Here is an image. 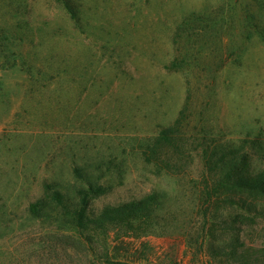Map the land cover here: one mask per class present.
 <instances>
[{
	"label": "rangeland",
	"instance_id": "374dc122",
	"mask_svg": "<svg viewBox=\"0 0 264 264\" xmlns=\"http://www.w3.org/2000/svg\"><path fill=\"white\" fill-rule=\"evenodd\" d=\"M71 1L79 24L60 0H0V264H218L201 235L204 174L231 149L236 174L264 176V0ZM181 112L176 146L153 153ZM48 185L64 204L35 215ZM149 193L145 234L75 225L83 206L92 217ZM241 194V247L263 248L264 197Z\"/></svg>",
	"mask_w": 264,
	"mask_h": 264
},
{
	"label": "trees",
	"instance_id": "16d2710c",
	"mask_svg": "<svg viewBox=\"0 0 264 264\" xmlns=\"http://www.w3.org/2000/svg\"><path fill=\"white\" fill-rule=\"evenodd\" d=\"M69 12L73 20L79 24L80 18L77 13V8L74 6L71 0H60ZM182 59H174L168 67H177L182 63ZM172 126L162 128L158 135L154 138L151 146H147L153 153L159 151L162 147L175 145L176 138L174 134L177 131V127L183 117V113H180ZM210 154L211 151H205ZM231 149L227 153H221L215 162H220V169L217 174H204L203 189L200 192V200L202 202L203 214L208 223L206 227L201 230L202 238L208 239V254L212 259H216L218 264H264V247L263 248H249L241 247L244 243L240 241V230L246 219L243 211H246V203L242 191L248 193L247 196L254 198L264 197V176L259 178H247L246 176L236 174L237 168L244 162L243 155L240 158L229 156ZM215 152H212L208 156L207 161L210 164V158ZM208 154V155H209ZM228 155V156H227ZM217 164V163H215ZM235 173V174H234ZM92 189V187L90 188ZM229 189H238L240 198L241 210L233 215L229 219H223L219 221V206L221 202L228 199L232 201L228 196L224 195ZM46 193L35 202L29 204L30 211L38 215L41 209H44L47 203L51 201L56 205L63 206V194L57 190H49V185L46 186ZM93 192V190H91ZM79 197L82 203H86L88 196L90 195L88 190H78ZM159 195L157 193H149L141 199L129 200L121 204L108 206L102 208L101 211L92 217H87L84 214V206L72 217L75 219V225L84 227L89 223L94 224L96 227H104L105 225L112 224L124 227V231L134 233L135 235H141L148 232L149 221L153 215V211L157 209V203ZM235 203V200L233 199ZM254 213H257L256 211ZM68 215V210L66 211ZM57 220L65 221L63 218H57ZM210 221V222H209ZM238 223V224H237ZM119 226V227H120ZM121 229V227H120ZM235 231V233H234ZM232 234L231 242L228 245H220L215 241H221L218 239L220 235ZM218 239V240H217ZM125 249H127L125 247Z\"/></svg>",
	"mask_w": 264,
	"mask_h": 264
}]
</instances>
